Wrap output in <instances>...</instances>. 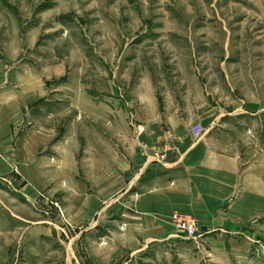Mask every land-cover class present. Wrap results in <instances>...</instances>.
<instances>
[{
	"label": "rangeland",
	"instance_id": "374dc122",
	"mask_svg": "<svg viewBox=\"0 0 264 264\" xmlns=\"http://www.w3.org/2000/svg\"><path fill=\"white\" fill-rule=\"evenodd\" d=\"M0 60L11 61L13 91L28 96L35 119L51 123L55 143L69 138L93 151L100 129L124 154L121 139L143 121L174 104L186 115L204 103L258 110L260 127L246 115L237 132L243 139L254 126L264 148V0H0ZM90 155L82 163L89 174ZM10 170L0 177V264H106L98 233L77 232L59 197L38 191L21 200ZM181 239L132 257L122 250L115 260L213 264L197 252L198 237ZM257 245L231 264H264V242Z\"/></svg>",
	"mask_w": 264,
	"mask_h": 264
},
{
	"label": "crops",
	"instance_id": "0c3cea01",
	"mask_svg": "<svg viewBox=\"0 0 264 264\" xmlns=\"http://www.w3.org/2000/svg\"><path fill=\"white\" fill-rule=\"evenodd\" d=\"M29 104L28 96L13 91L11 61L0 60V177L13 167L25 202L38 191L59 197L77 232L99 234L106 264H118L122 250L132 257L182 240L166 224L174 212L194 220L197 252L213 264H231L264 242V148L254 126L244 129L243 139L237 132L244 125L240 120L256 117L258 110L221 112L202 103L184 115L174 104L125 133L126 152L117 154V139L107 142L100 129L93 151L69 138L55 143L51 123L35 119ZM114 122L112 116L102 121L108 134ZM193 124L202 125L198 140L189 135ZM91 153L95 165L89 174L82 163Z\"/></svg>",
	"mask_w": 264,
	"mask_h": 264
},
{
	"label": "built area",
	"instance_id": "2783aa9c",
	"mask_svg": "<svg viewBox=\"0 0 264 264\" xmlns=\"http://www.w3.org/2000/svg\"><path fill=\"white\" fill-rule=\"evenodd\" d=\"M201 134L202 130L199 124H193L189 127L190 137L199 139ZM157 158L160 161V159L163 158V155L160 154ZM167 222L176 230L177 234L184 239L192 240L198 237L194 220L185 214L172 213L168 217Z\"/></svg>",
	"mask_w": 264,
	"mask_h": 264
}]
</instances>
